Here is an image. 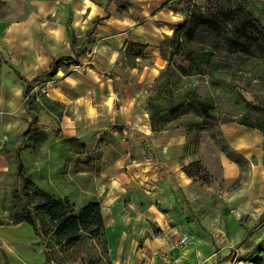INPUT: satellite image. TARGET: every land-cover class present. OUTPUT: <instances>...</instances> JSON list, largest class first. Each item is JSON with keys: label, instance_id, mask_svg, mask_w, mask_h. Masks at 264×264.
<instances>
[{"label": "rangeland", "instance_id": "obj_1", "mask_svg": "<svg viewBox=\"0 0 264 264\" xmlns=\"http://www.w3.org/2000/svg\"><path fill=\"white\" fill-rule=\"evenodd\" d=\"M90 1L96 5L92 12L84 7L77 15L74 4L60 2L56 12L50 14L61 19L65 13L69 14L66 38L71 34L75 43L83 37L91 17L103 14L99 4L105 0ZM128 1V5L124 0H114L108 5L110 15L94 28L87 52L79 57V65L59 68L51 79L31 89L28 107L34 118L24 135L20 158L26 177L48 195L67 199L73 207L88 200L96 201L92 195L96 183L123 171L129 180L126 188L134 194L133 200L140 206L150 205L156 220L144 217L140 211L130 227L118 229L109 242L104 232L103 250L100 236H90L64 250L56 249L51 259L54 264H149L156 258L155 252L147 248L150 242L165 237L171 243L170 232L175 230L188 236L189 241L198 235L211 241L214 249L222 248L217 257L228 254V258L221 264H242L243 261L237 263L244 249L239 246L240 240L247 230L257 226L253 224L264 209L261 164L264 134L237 121L246 114L252 121L264 118V57L233 53L228 55V68L182 77L200 97L212 101L211 122L205 121L203 125L201 119L186 115L171 119L161 131L151 132L145 100L153 78L165 64L152 48L158 33L151 25L179 23L186 0ZM246 1V7L264 24V0ZM203 2L196 3L202 6ZM119 6L123 8L118 9ZM157 9L160 11L149 19ZM172 9L179 10L175 13ZM11 23L3 20L5 27ZM139 37H146V54L135 59L132 66L126 65L122 53L124 40ZM109 48L114 51L107 53ZM63 52H70L68 41ZM22 62L14 65L29 76L30 68ZM39 94L55 102L53 109L44 105ZM127 106L136 116L122 120V110ZM99 124L107 125L110 131L118 128L119 133L88 131ZM130 124H134L133 130H129ZM232 133L236 137L242 133L246 136L244 142L250 144L246 147L248 159H239L238 164L226 156L232 148L226 136ZM64 139L77 142L65 143ZM126 140L134 142L130 145ZM167 141L180 144L179 156L170 151V157H176L170 164L172 171H164L170 158L163 156ZM81 143L85 153L76 152ZM114 157L120 158L118 165L112 164ZM195 160L203 173L200 178L192 179L181 171V166ZM12 164L5 188L8 193L13 192L16 184L20 185ZM6 216L7 213L2 222L8 221ZM248 226L251 228L246 230ZM259 231L258 226L252 236H258ZM22 233L21 242L29 245L32 234L27 230ZM6 236L7 233L0 232V264L6 262L5 249L22 247L6 240Z\"/></svg>", "mask_w": 264, "mask_h": 264}, {"label": "trees", "instance_id": "obj_2", "mask_svg": "<svg viewBox=\"0 0 264 264\" xmlns=\"http://www.w3.org/2000/svg\"><path fill=\"white\" fill-rule=\"evenodd\" d=\"M113 1L105 0L99 4L103 14L91 17L90 24L78 43H75L71 34H67L70 53L52 57L46 68L29 77L20 73L0 51V64L10 67L22 81L23 106L30 117L21 134L20 148H23L24 135L29 131L34 118L28 107L31 89L51 79L57 69L80 64L79 57L88 50L87 43L91 40L94 28L109 16L108 5ZM124 3L128 5L129 1L124 0ZM203 3L200 6L193 0L187 1L183 6L180 22L171 26L170 33L162 32L158 40L156 45L158 55L165 64L153 78L145 100L151 132L163 130L166 123L180 116L199 118L203 125L205 121L211 122L212 101L200 97L194 87L187 86L182 81V77L228 68L230 66L228 55L233 53L264 57V24L249 7H246V0H204ZM121 8L123 6L118 7ZM146 46V42L138 39L125 40L122 53L127 59L126 65L132 66L136 57L144 56ZM39 95L44 105L53 109L55 102L42 94ZM237 123L264 134V118H255L252 121L246 114L240 116ZM188 125L191 123L188 122ZM64 142L71 144L77 140L64 139ZM76 152H86L82 143L77 146ZM226 156L236 164L240 162L239 159L244 160L232 148ZM16 160L15 171L20 186L18 191L13 190L11 201L7 205L9 223L25 222L30 226L32 233L42 245L44 261L47 264H54L51 254L56 252V249L64 250L75 245L81 238L90 236H100V248L103 250L104 227L98 202L88 200L78 207H73L65 198L48 195L25 176L22 164ZM261 164L264 167V142L261 145ZM181 171L192 179L200 178L203 173L197 160L182 165ZM255 221L253 225L264 226V209ZM245 237L246 234L240 243ZM258 252L264 253V231L262 240L255 250V253ZM227 258L228 254L217 257L216 264H221Z\"/></svg>", "mask_w": 264, "mask_h": 264}, {"label": "crops", "instance_id": "obj_3", "mask_svg": "<svg viewBox=\"0 0 264 264\" xmlns=\"http://www.w3.org/2000/svg\"><path fill=\"white\" fill-rule=\"evenodd\" d=\"M187 1L189 0H186V2ZM193 1L198 2L199 0ZM60 2L65 4H74L75 8L78 10L77 15L82 13L84 7H89V12L96 9V5L90 0L0 1V51L4 58L8 59L14 67L15 62L23 61L22 63H25L24 66L30 68L29 76L46 68L52 57L64 54L62 51L65 50V44L68 41V38H66V23L68 21L69 14L65 13L62 19L60 17L50 15L53 11L56 12ZM178 10L179 9H174L173 11L176 13ZM158 11H160V9L154 10L148 18H152ZM105 19L103 20L105 21ZM3 20L11 21L12 23L9 24L8 27H5V25H3ZM172 25L173 24H170L169 26L165 24H158V27L154 24L151 25V27L153 26L154 28H157L156 32L158 33V37H154L155 45L152 46L153 50L157 51L156 45L161 37V33H170ZM166 29L170 31H167ZM127 39L132 38H126L125 40ZM3 40L8 43L5 44ZM138 40L146 42V37L144 39L139 37ZM147 47L148 44L145 48V54ZM112 51H114L113 48L106 50L107 53H111ZM138 58L139 57H136V59ZM21 92L22 81L16 76L10 67L5 64H0V232L8 234V236L4 237L6 240L16 242V246H22L19 249H5L4 251L6 252H4V260L8 264H47L43 258L42 245L38 241V238L34 236L27 223L19 222L16 224H10L8 216H6L8 221L2 222V218L5 213L8 214L7 205L12 198V191L8 193L5 189L10 179V172L12 169L11 163H13L14 175L17 177L18 182L20 181L15 171L17 162L16 159H18L23 166L20 158V151L22 148L20 147L22 141L21 134L27 125V114L23 106V97ZM132 99H134L133 94ZM106 111L108 114L109 110L106 109ZM133 116H136V112H133L132 109L128 108V106L125 110H122V120L127 118L130 119V117ZM95 119L98 118H94V120ZM106 126L107 125L99 124L98 126L89 128L88 131L92 132L96 131L93 129H100L99 133L107 131L110 134H115L118 132V128L110 131L106 128ZM125 128H128V125H126ZM133 128L134 124H130L129 130H133ZM145 129V131H148L147 125L145 126ZM120 130L121 132L124 131L123 128ZM240 134L242 133H239L237 136L238 138L235 133H232L230 137L227 135L226 138L228 137V141H231V147L235 151H238V153L245 160H247L248 149L246 147L250 144L244 142L246 140V136ZM236 138L238 140H236ZM127 142L131 145L134 141L126 140V143ZM235 142L238 143L235 144ZM165 143V154H163V156L167 157L168 155L170 157L171 150L175 154L176 152L178 153L176 155L173 154L174 156H179L181 154L180 144L170 141ZM174 156L168 158V167H166L164 171H172L170 164L173 162L172 158H176ZM119 161L120 158L114 157L112 164L118 165ZM127 175L131 179V175L129 173H127ZM128 182L129 180L125 177L123 171H116V174L110 176L109 179H100V181L96 183L93 191V197L96 198V201L100 204V213L108 242L111 236H114L118 229L124 230L129 228L132 220L137 217L140 211L144 217L148 219L152 218L154 221L156 220L150 205L140 206L133 200L134 194L130 192V189L126 188V184ZM19 186L20 185L16 184V187L13 190L18 191ZM154 211L156 210L154 209ZM258 226L260 229L258 236H252L254 229ZM249 227L251 228V226H248L246 227V230ZM146 229L148 230V228ZM22 230H27L29 234H32L29 245H25L21 242L23 234ZM263 231L264 226L261 225H257L251 230L249 229L246 231V237L239 245L244 247V249L239 255L240 258L237 260V263H242V261L244 264H252V262L256 263L258 261L260 262L256 264L264 263V253H255L258 243L262 240ZM183 234L184 233L179 232L175 233V230L171 231V243H168L165 240V237L154 238L155 242H150L147 248L149 249V252H155L156 258L150 261L149 264H214V261L216 264L217 256L222 248L214 249L211 241L205 239L204 237H199L198 235H195L196 238L192 241H189V237L187 236L186 243L183 246L178 247L174 244V242L180 235ZM7 252H13L16 254H7ZM161 258L163 259V262L160 260Z\"/></svg>", "mask_w": 264, "mask_h": 264}, {"label": "built area", "instance_id": "obj_4", "mask_svg": "<svg viewBox=\"0 0 264 264\" xmlns=\"http://www.w3.org/2000/svg\"><path fill=\"white\" fill-rule=\"evenodd\" d=\"M187 236L185 234L180 235L174 242V244L178 247L183 246L186 243Z\"/></svg>", "mask_w": 264, "mask_h": 264}, {"label": "bare ground", "instance_id": "obj_5", "mask_svg": "<svg viewBox=\"0 0 264 264\" xmlns=\"http://www.w3.org/2000/svg\"><path fill=\"white\" fill-rule=\"evenodd\" d=\"M167 31H170V30H168V29H166Z\"/></svg>", "mask_w": 264, "mask_h": 264}]
</instances>
